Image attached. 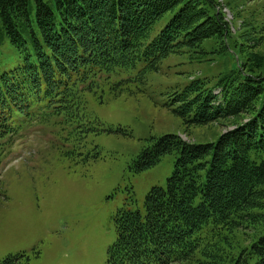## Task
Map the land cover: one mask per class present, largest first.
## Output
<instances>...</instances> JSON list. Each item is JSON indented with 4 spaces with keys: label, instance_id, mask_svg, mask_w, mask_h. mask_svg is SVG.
Masks as SVG:
<instances>
[{
    "label": "trees",
    "instance_id": "1",
    "mask_svg": "<svg viewBox=\"0 0 264 264\" xmlns=\"http://www.w3.org/2000/svg\"><path fill=\"white\" fill-rule=\"evenodd\" d=\"M223 6L219 0H0V47L6 44L17 60L0 59V158L22 124L33 122L56 124L66 132L64 154L83 155L86 134L101 130L87 111L89 97L103 102L106 91L131 92L129 83H143L170 54H207L205 41L216 55L242 53L237 67L215 81L191 79L168 97L166 106L187 129L243 121L208 143L177 134L152 139L136 171L170 153L177 154L174 170L165 187L149 190L144 215L118 211L106 264H264V53L252 51L249 34L258 27L248 21L231 39ZM122 71L133 73L112 81Z\"/></svg>",
    "mask_w": 264,
    "mask_h": 264
},
{
    "label": "rangeland",
    "instance_id": "2",
    "mask_svg": "<svg viewBox=\"0 0 264 264\" xmlns=\"http://www.w3.org/2000/svg\"><path fill=\"white\" fill-rule=\"evenodd\" d=\"M228 1L232 8L224 5L223 12L231 39L237 41L241 23L248 21L258 27L249 34L254 38L249 45L264 53V0ZM170 15L157 23L154 34ZM207 42V54L188 51L165 57L143 83H129L131 92L112 96L106 91L103 102L89 97L87 111L99 120L101 130L86 134L83 155L64 154L68 144L63 146L60 136L66 132L56 124H22L0 158V264H106L116 239L118 211L139 210L144 215L147 193L154 186L165 187L174 170L177 154L170 153L136 171L135 162L152 139L177 134L186 141L208 143L232 123L243 121L241 117L187 129L166 106L170 94L191 79L215 81L241 59L237 49L216 55L205 47ZM208 57L216 59L205 60ZM0 59L17 61L6 44L0 47ZM132 73H114L111 79Z\"/></svg>",
    "mask_w": 264,
    "mask_h": 264
}]
</instances>
